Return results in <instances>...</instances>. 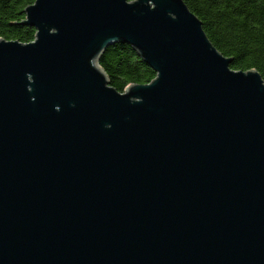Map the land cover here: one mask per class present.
<instances>
[{
    "label": "water",
    "instance_id": "1",
    "mask_svg": "<svg viewBox=\"0 0 264 264\" xmlns=\"http://www.w3.org/2000/svg\"><path fill=\"white\" fill-rule=\"evenodd\" d=\"M0 40V264H264V80L183 0H36ZM156 73L124 93L99 62Z\"/></svg>",
    "mask_w": 264,
    "mask_h": 264
},
{
    "label": "trees",
    "instance_id": "2",
    "mask_svg": "<svg viewBox=\"0 0 264 264\" xmlns=\"http://www.w3.org/2000/svg\"><path fill=\"white\" fill-rule=\"evenodd\" d=\"M183 1L201 21L212 45L232 61V70H256L264 80V0ZM35 2L0 0V40L23 44L35 40V28L22 24L24 11ZM99 64L110 86L121 94L131 85H146L156 78L155 71L129 45L110 46Z\"/></svg>",
    "mask_w": 264,
    "mask_h": 264
}]
</instances>
